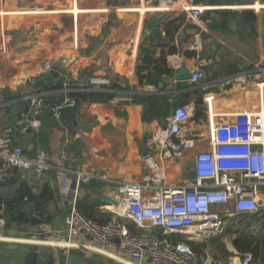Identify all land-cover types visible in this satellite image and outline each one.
Masks as SVG:
<instances>
[{"label":"crops","instance_id":"0c3cea01","mask_svg":"<svg viewBox=\"0 0 264 264\" xmlns=\"http://www.w3.org/2000/svg\"><path fill=\"white\" fill-rule=\"evenodd\" d=\"M184 4L206 10L197 21H191L178 11ZM155 8L152 0H0V126L13 130V144L31 159L44 151L53 167L106 177L131 175L140 181L146 175L143 137L162 128L176 107L193 108L194 117L184 129L188 136L204 141L200 150L208 148L209 115L204 101L199 105L204 95L213 96L211 107L217 123L241 111L260 110L264 87L260 90L257 84H264V71L260 70L264 68V0H178L170 12L158 13L152 10ZM172 21L177 28L170 37L166 28ZM212 44L216 45L214 51ZM161 58L171 75L168 63L172 60L181 58L182 66L190 72L200 59L205 78L198 84L179 80L170 91L167 75L156 70ZM53 63L62 67L54 68ZM46 64L50 66L47 74L43 71ZM52 71L58 77L36 91L34 83ZM114 78L128 87L122 92L125 95L106 103L78 99L77 108L63 112L61 126L44 118L36 132L17 128L28 109L24 97L40 93L45 100L58 103L72 94H114L108 89ZM92 79H107L109 84L97 86L90 83ZM65 131L77 136L66 149L76 161L61 157L68 140ZM193 156L189 151L174 162L159 159L167 184H178L190 175ZM20 186L37 197L42 220L31 205L36 223L31 224L29 216L26 226H9L0 209V264H22L25 252L34 246L43 248V264H124L110 257L115 242L99 252L55 244L57 239L67 240L64 219L69 211L56 170L42 176L10 170L0 179V205ZM114 191L109 183L91 180L81 187L77 202L84 201L103 213L118 212L120 209L102 201ZM78 242L90 246L85 238ZM225 245L223 260L209 243L199 256L204 259L208 255L213 264H242L232 244L225 241Z\"/></svg>","mask_w":264,"mask_h":264},{"label":"built area","instance_id":"2783aa9c","mask_svg":"<svg viewBox=\"0 0 264 264\" xmlns=\"http://www.w3.org/2000/svg\"><path fill=\"white\" fill-rule=\"evenodd\" d=\"M157 3L158 13L172 11L178 1L152 0ZM162 5V6H160ZM205 7H192L188 4L179 6L178 11L186 19L197 21ZM173 61V62H172ZM168 67L173 75L164 76L170 91L174 89L177 71L182 67L181 58L172 60ZM203 61L190 71V84L204 80L201 67ZM50 66L43 67L48 73ZM264 71V68H260ZM91 84L106 86L107 79L90 80ZM263 90V83L257 84ZM123 94V93H122ZM125 95V94H123ZM260 96H262L260 92ZM28 103L27 112L16 123L21 132L38 131L41 119L46 112L51 119L61 126L63 111L77 108L72 98L60 104L49 105L44 95L32 93L23 98ZM203 101L208 112V135L205 149H198L204 143L194 136H188L185 127L192 121L194 110L191 106L181 105L149 139V153L143 160L146 175L136 181L131 175L106 177L93 173L81 172L73 168L53 167L48 163V155L38 151L32 159L12 142L13 130L0 126V179L8 176L10 170L29 172L42 176L51 169L60 176L61 194L67 200L69 211L64 219L67 240L57 239L60 248H78L87 251H100V248L115 242L111 258L124 264H213L207 255L204 259L194 252L186 242L160 241L147 233L159 230L162 236H176L183 241L204 242L219 237L228 223L241 215L260 217L264 215V104L260 99L257 112L241 111L224 120L216 122L211 103L213 96L204 95ZM63 145L62 159L76 161L77 157L66 149L70 141L77 136H70ZM194 152L191 173L182 182L174 185L166 183V172L160 164V158L174 162L186 152ZM91 180L109 183L115 191L110 198L118 203V212L107 211L114 215L109 223L99 224L82 215L77 207V197L82 186ZM68 198V199H67ZM221 211L216 207H222ZM107 208V207H106ZM0 209L4 211L3 204ZM117 219L131 222L143 232L135 235ZM260 225L251 231L257 233L264 222L258 218ZM231 223V222H230ZM80 238L88 240L89 245L80 244ZM40 242V241H39ZM36 242V243H39ZM242 264H251L249 255L242 257Z\"/></svg>","mask_w":264,"mask_h":264},{"label":"trees","instance_id":"16d2710c","mask_svg":"<svg viewBox=\"0 0 264 264\" xmlns=\"http://www.w3.org/2000/svg\"><path fill=\"white\" fill-rule=\"evenodd\" d=\"M177 25L174 23V21L167 24L166 28V35L173 37V31L176 30ZM157 72L160 73L161 76L167 75L171 76V73L169 70H167L165 66V61L163 58L158 63L157 66ZM62 86V84H59L56 86L58 89ZM109 90L114 91V94L111 93H99L97 91H91L87 92L86 94H72L70 98L74 99L78 104V99L90 101L92 103H106L113 99L115 96L120 95L122 92H125L128 90V87L123 84V82L118 79L114 78L111 80L110 86L108 87ZM135 98V97H134ZM133 98V99H134ZM45 99V98H44ZM49 105H57L60 104V102H52L50 98H47L45 100ZM64 112V111H63ZM62 112V113H63ZM147 113V112H146ZM200 115L198 114L197 117ZM48 118L51 119V114L46 112V114L42 117V119ZM41 119V120H42ZM53 121V120H52ZM56 123V122H55ZM58 126H60L57 123ZM10 199L4 200L3 206H4V218L7 225H13V226H26L30 222V217L24 212L23 206L26 204H30L35 208V211H37L36 215L39 217L38 219L42 220V214L38 213V207L39 202L37 197L31 193L30 189L26 188L25 186H20ZM77 207L79 212L84 215L87 218H91L93 221L99 223V224H105L112 221L115 217L113 214L109 213H103L99 210H96L94 206H87L84 201L83 202H77ZM239 218L246 220L250 219L255 221L256 217H249L247 215H241ZM48 221V220H45ZM118 222L122 223L129 229V231L135 235H141L143 232L137 228V226L131 222H126L124 220L117 219ZM147 233L150 235L156 237L158 240H170L172 242H186L195 253L200 255L202 253L203 247L207 246V243H209L210 246L214 247L217 251L220 253V259H224L226 257V245L225 241H228L232 244L235 254L237 256H240L241 258L244 255H249L252 259L251 264H264V223L260 227V230L257 233L252 232H246V231H234L233 228L230 226L226 228L223 235H221L218 238L211 239V242H204L198 243L193 241H183L180 237L176 236H162L161 232L159 230H150ZM225 240V241H224ZM220 259H216V262H220ZM221 260V261H222ZM221 264H228L226 261L221 262Z\"/></svg>","mask_w":264,"mask_h":264},{"label":"water","instance_id":"95a60500","mask_svg":"<svg viewBox=\"0 0 264 264\" xmlns=\"http://www.w3.org/2000/svg\"><path fill=\"white\" fill-rule=\"evenodd\" d=\"M155 6H157V3L155 2ZM155 34V37L157 39H160V35L156 32V30L152 31ZM216 48V45L212 44L211 45V51H214V49ZM52 67L54 68H60L62 67V65L58 64V63H53ZM178 73V80H188L191 76L190 72L184 67L182 66L181 69H179L177 71ZM57 73L52 71L49 73L48 76L39 79L38 81H36L34 83V89L36 91H39L45 84H49L50 82H52L55 78H57ZM203 102V99L199 100V105ZM152 136V134L150 132H147L145 134V136L143 137V144L145 146V154L147 155L150 151V149L147 146V143L150 139V137ZM103 203H105L106 205H112L115 206L116 208L119 207L118 203L116 201H114L112 198H103ZM24 212L31 217V224L36 223V219L33 218V208H31V205L26 204L23 207ZM17 250H21V246H19L17 248ZM44 250L43 248H38L36 246L34 247H30L27 249V251L24 254V258L22 260V264H43L42 262V254H43ZM51 264V263H48Z\"/></svg>","mask_w":264,"mask_h":264},{"label":"rangeland","instance_id":"374dc122","mask_svg":"<svg viewBox=\"0 0 264 264\" xmlns=\"http://www.w3.org/2000/svg\"><path fill=\"white\" fill-rule=\"evenodd\" d=\"M230 221L228 224V226H230L231 228L237 229L238 232L241 231H246V232H251V231H255V229L257 227H259L260 225L257 224V221H249L248 219L243 220L241 219L240 221L235 220ZM260 222H264V218L260 219ZM152 231V230H151Z\"/></svg>","mask_w":264,"mask_h":264},{"label":"bare ground","instance_id":"6f19581e","mask_svg":"<svg viewBox=\"0 0 264 264\" xmlns=\"http://www.w3.org/2000/svg\"><path fill=\"white\" fill-rule=\"evenodd\" d=\"M112 207V206H111ZM112 208H114V207H112ZM116 209V208H115ZM119 209V208H118Z\"/></svg>","mask_w":264,"mask_h":264}]
</instances>
